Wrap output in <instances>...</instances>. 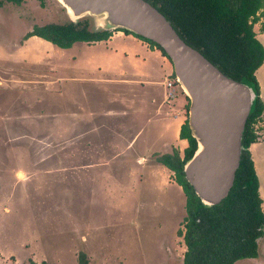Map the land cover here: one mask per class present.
I'll return each mask as SVG.
<instances>
[{"label": "rangeland", "instance_id": "rangeland-1", "mask_svg": "<svg viewBox=\"0 0 264 264\" xmlns=\"http://www.w3.org/2000/svg\"><path fill=\"white\" fill-rule=\"evenodd\" d=\"M66 19L57 0L0 8V264H78L80 252L90 264H183L186 197L151 158L184 156L187 146L179 131L190 101L172 63H142L122 35L117 53L24 40L35 26ZM254 29L264 46V17ZM256 78L264 102V63ZM171 99L175 118L166 115ZM256 129L263 139L264 116ZM258 146L264 204V140ZM236 264H264V237L257 259Z\"/></svg>", "mask_w": 264, "mask_h": 264}, {"label": "trees", "instance_id": "trees-1", "mask_svg": "<svg viewBox=\"0 0 264 264\" xmlns=\"http://www.w3.org/2000/svg\"><path fill=\"white\" fill-rule=\"evenodd\" d=\"M23 1L0 0V8L7 4L18 6ZM145 1L171 22L187 45L198 50L224 75L237 81H250L259 95L243 138V145L248 150L243 151L234 185L220 204L205 207L185 177L184 166L197 148L188 120L179 133L180 140L187 145L184 156L176 149L172 153L156 156V161L173 173L175 182L186 197L184 231L178 230L186 246L183 264H236L241 260L257 259L259 240L264 237V209L259 178L249 148L260 140L256 124L264 116V102L256 78L257 70L264 63V46L257 39L254 29L264 17V0ZM115 32L133 34L127 30H101L89 17L78 21L68 18L62 23L35 26L24 36V40L38 37L60 49H69L76 43L107 41ZM133 35L157 48L169 59L156 43ZM171 76L176 80L174 72ZM27 264L36 263L29 261ZM78 264H90L84 252L79 253Z\"/></svg>", "mask_w": 264, "mask_h": 264}, {"label": "water", "instance_id": "water-1", "mask_svg": "<svg viewBox=\"0 0 264 264\" xmlns=\"http://www.w3.org/2000/svg\"><path fill=\"white\" fill-rule=\"evenodd\" d=\"M72 21L91 18L105 31L127 30L160 46L190 101L188 125L197 142L184 166L187 181L205 207L230 193L240 167L248 118L258 93L254 84L224 75L187 45L171 22L145 0H57Z\"/></svg>", "mask_w": 264, "mask_h": 264}, {"label": "crops", "instance_id": "crops-1", "mask_svg": "<svg viewBox=\"0 0 264 264\" xmlns=\"http://www.w3.org/2000/svg\"><path fill=\"white\" fill-rule=\"evenodd\" d=\"M124 36L125 38H127V40H128V43L129 44H131V45H135V47H134V57L136 58V59H140L141 61H142V63H147V64H149V61L150 60H155V62H154V66H155V63H156V61L157 62H159L160 64H158V65H160L161 66V63L162 64H165L164 62L165 61H167L168 60V58H166L164 55H163V58L161 57V52H160V50H158L157 48H152L149 44H143V42H141V40H139V39H137V38H131L132 36L131 35H128V36H125V34L124 33H122V32H118V33H114L113 34V36L109 39V40H107V41H102V42H97V43H94V44H105V48H106V50H107V52L109 53H111V52H114V53H117V50H118V48H117V46H119L120 44H116V38L115 37H117V36ZM120 41H122V40H120ZM87 44V43H86ZM121 44H123V42H121ZM150 47H149V46ZM167 64H165V68H167L168 66H166ZM137 66H139L140 68H144L142 65H137ZM170 67L172 68V71H173V66L172 65H170ZM158 69H160V68H158L157 67V65H156V68H155V71L157 72L158 71ZM162 69H164V68H162ZM168 69V68H167ZM145 70V69H144ZM165 70V69H164ZM160 71V70H159ZM172 74H173V72H172ZM171 74V75H172ZM175 81V80H174ZM169 83H173V81H168L166 84H165V82H164V85H165V87H167L168 89H172L173 91H174V86H171V87H168V84ZM156 84H158V83H156ZM181 88V87H180ZM173 99L175 98L174 96H171ZM173 99H171L170 100V102L169 103H167L168 105H167V107H169L168 108V110H167V114L166 115H170L169 114V112H172V116L175 118L176 116L178 117V115H177V112H178V110H175V107H177V105L179 104V103H176V101H173ZM176 99V98H175ZM174 99V100H175ZM166 100V98L164 99V101ZM151 101L152 102H155V100H154V97H152V99H151ZM166 102V101H165ZM166 105H163V106H161V107H157V112H162V110L164 109V107H165ZM134 124V122L132 123V125ZM181 128V127H180ZM129 130H132L131 128L129 129ZM180 132V131H179ZM262 139V138H261ZM260 139V141L259 142H261L262 140H264V137H263V139L261 140ZM259 142H257V143H254V144H252L251 146H250V148H249V151H250V153H251V155H252V159H253V161H254V157H253V154H254V147H255V149H257V147H259L258 146V144H259ZM168 153V152H167ZM171 153V152H170ZM162 155V154H161ZM156 156H159L158 154H152V156H151V158H153L155 161H156ZM143 159V157L141 158H139L137 161H140V160H142ZM145 159V158H144ZM254 164H255V161H254ZM255 168H256V166H255ZM263 206H264V204H263Z\"/></svg>", "mask_w": 264, "mask_h": 264}, {"label": "built area", "instance_id": "built-area-1", "mask_svg": "<svg viewBox=\"0 0 264 264\" xmlns=\"http://www.w3.org/2000/svg\"><path fill=\"white\" fill-rule=\"evenodd\" d=\"M171 86H173V84H172V83H169V84H168V87H171Z\"/></svg>", "mask_w": 264, "mask_h": 264}, {"label": "bare ground", "instance_id": "bare-ground-1", "mask_svg": "<svg viewBox=\"0 0 264 264\" xmlns=\"http://www.w3.org/2000/svg\"><path fill=\"white\" fill-rule=\"evenodd\" d=\"M19 175H21V176H22V174H19Z\"/></svg>", "mask_w": 264, "mask_h": 264}]
</instances>
